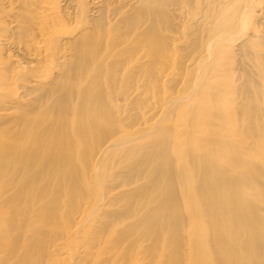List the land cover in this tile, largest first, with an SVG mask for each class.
Returning a JSON list of instances; mask_svg holds the SVG:
<instances>
[{"label":"bare ground","instance_id":"bare-ground-1","mask_svg":"<svg viewBox=\"0 0 264 264\" xmlns=\"http://www.w3.org/2000/svg\"><path fill=\"white\" fill-rule=\"evenodd\" d=\"M263 178L264 0H0V264H264Z\"/></svg>","mask_w":264,"mask_h":264},{"label":"rangeland","instance_id":"rangeland-1","mask_svg":"<svg viewBox=\"0 0 264 264\" xmlns=\"http://www.w3.org/2000/svg\"><path fill=\"white\" fill-rule=\"evenodd\" d=\"M88 1V0H87ZM180 41V40H179ZM182 41V40H181ZM234 67V66H233ZM241 67H237L236 66V68H233L232 70H234V75L233 76H235V74H236V78L237 77H239L240 76V74H242L241 72H242V69H240ZM241 79H238L237 81H240ZM122 96H120L119 98L117 97V102L119 103V105H123V100H122ZM237 100H242L241 98H238ZM257 151V150H256ZM260 160V159H259ZM258 160V161H259ZM258 164H259V162H258ZM258 164L256 165V168H257V166H258ZM262 183L264 184V178L262 179ZM251 200H255V198L253 197V196H251ZM258 201H260L259 199H258ZM264 203V202H263ZM260 210H262L263 212V214H264V205H262V209H260Z\"/></svg>","mask_w":264,"mask_h":264}]
</instances>
